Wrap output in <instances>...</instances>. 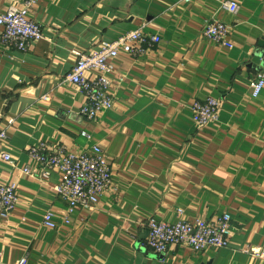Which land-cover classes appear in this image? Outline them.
I'll return each instance as SVG.
<instances>
[{
	"label": "crops",
	"instance_id": "obj_1",
	"mask_svg": "<svg viewBox=\"0 0 264 264\" xmlns=\"http://www.w3.org/2000/svg\"><path fill=\"white\" fill-rule=\"evenodd\" d=\"M30 18L44 38L26 52L4 44L0 27V130L13 159L0 161V185L16 183L19 194L15 211H0L3 264H264L244 251L264 249V90L252 96L264 72V0H40ZM213 20L229 28L232 48L205 36ZM138 29L161 42L138 57L119 55L124 81L112 90L113 108L89 121L85 96L66 80L72 52L98 51ZM210 97L221 102L220 117L201 128L192 105ZM41 143L76 154L102 149L113 182L94 210L68 213L53 190L60 175L42 179L29 157ZM48 212L55 229L43 225ZM224 214L233 226L228 248L177 245L161 258L147 247L151 219L216 222Z\"/></svg>",
	"mask_w": 264,
	"mask_h": 264
},
{
	"label": "built area",
	"instance_id": "obj_2",
	"mask_svg": "<svg viewBox=\"0 0 264 264\" xmlns=\"http://www.w3.org/2000/svg\"><path fill=\"white\" fill-rule=\"evenodd\" d=\"M40 0H13L7 8L0 7V27L3 28L2 42L12 49L26 52L29 48L44 38L42 26L30 18V12ZM191 4L196 0H182ZM223 9L230 14H237L239 5L234 1H225ZM205 36L224 47L232 48L229 42V28L222 22L213 20L206 26ZM161 42L158 35H146L142 29L128 32L113 42H106L98 51L72 52L76 59L75 67L66 78L67 82L77 86L85 96L86 102L81 115L89 121H95L113 108L112 90L121 85L124 78L117 74L114 61L121 53L138 57ZM264 90V72H260L252 85V96L258 97ZM52 102L51 95L43 98ZM196 124L208 127L216 123L220 117L221 102L215 98L196 101L192 105ZM10 120L9 124H13ZM91 140V135L82 133ZM9 139L6 129L0 130V161L13 164L11 155L3 151V146ZM29 157L38 165L41 178L48 180L52 173L60 175L59 183L54 186L55 194L66 203L71 215L77 209L94 210L100 197L110 190L113 173L108 158L98 146L91 153H72L67 148L48 147L47 144L31 146ZM27 175L37 171L25 168ZM19 203L18 186L16 183L0 185V211L4 214L15 211ZM55 215L48 212L43 217V225L49 229L57 227ZM66 224L70 223L66 219ZM147 247L161 258H165L173 246L187 247L194 252H204L208 249H225L231 244L233 234L232 218L222 215L216 222L197 219L194 222L180 220L176 224H168L151 219L147 222ZM245 253L264 260V249H244ZM0 264H3L0 253ZM17 264H28L27 258Z\"/></svg>",
	"mask_w": 264,
	"mask_h": 264
}]
</instances>
